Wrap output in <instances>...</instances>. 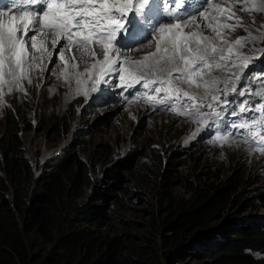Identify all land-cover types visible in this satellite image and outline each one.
Masks as SVG:
<instances>
[{
    "label": "rangeland",
    "instance_id": "1",
    "mask_svg": "<svg viewBox=\"0 0 264 264\" xmlns=\"http://www.w3.org/2000/svg\"><path fill=\"white\" fill-rule=\"evenodd\" d=\"M213 3H222V0ZM237 11L246 24H251L247 13L239 12L238 6ZM252 15L255 27L264 23V12ZM244 34L238 29L231 38ZM139 40L142 42L133 49H144V45H148L149 38ZM258 46L264 48V44ZM131 48L120 50L134 60L148 53L142 52L136 58ZM59 49L58 46L53 52L51 62H46L47 70L36 80L35 87L23 85L26 92L14 90L7 97L2 95L0 133L10 115L17 118L18 135L37 174L52 169V158L61 153H76L89 162L91 174L100 181L90 180L82 188L79 199H86L93 206L90 220L85 223L93 234L108 237L125 234L126 253L141 243H148L154 248L155 264H213L205 253V246L222 241L242 223L262 225L264 229L263 154L258 152L257 155L244 144L229 146L226 143L222 147L213 144L214 137L206 133L218 129L210 127L211 122L204 125L207 132L200 135L197 129L202 125L190 119L168 110L154 111V108L140 105L136 97L130 102L123 101L118 93L128 90L137 94L138 90L122 88L114 74L106 77L114 82L108 84L109 90H102L105 95L87 94L77 101L69 97L68 91L58 93L48 79L61 72L57 67L61 63ZM256 55L258 59L249 67L255 65V74L259 75V70L264 69L261 64L264 55ZM60 78L62 81V76ZM44 88L46 94H42ZM111 91L114 96L108 99ZM231 99L229 96V101ZM248 99L252 104L258 102V98ZM232 107L229 104L221 117L228 125L238 122L236 116L227 115ZM127 111L130 113L126 114ZM153 118L157 120L154 122ZM193 133L197 134L193 136ZM36 134L38 137L34 138ZM220 134H227L224 128ZM114 164L118 165L115 171L111 169ZM180 175L198 185H213L231 177L238 182V188L233 195L235 200L228 204L220 218L200 228L196 236L193 230H183L178 234L179 245L174 246L176 232L165 223L167 212L165 202H160V189L165 188L172 194H188ZM4 195L11 197V191ZM156 223L165 226L154 231ZM143 236L148 239L144 240ZM37 242L42 244L40 239ZM254 254L264 260V253Z\"/></svg>",
    "mask_w": 264,
    "mask_h": 264
},
{
    "label": "snow or ice",
    "instance_id": "2",
    "mask_svg": "<svg viewBox=\"0 0 264 264\" xmlns=\"http://www.w3.org/2000/svg\"><path fill=\"white\" fill-rule=\"evenodd\" d=\"M185 2L11 0L9 10L0 11V98L5 88L9 94L26 92L23 81L31 84L32 73L47 70L46 62L59 46V76L69 83L74 79L77 94L88 81L92 86L83 94L98 91L101 83L108 82L106 77L115 74L122 88L142 84L145 92L137 100L164 106L202 126L211 122L210 127H216L231 104L227 115L236 116L238 122L224 127L227 134L219 130L206 134L221 147L240 136L250 149L264 154V69L257 75L256 66L249 67L258 59L256 53L264 55L258 46L264 44V23L255 27L252 15L264 12V0H203L193 4L191 12L175 10ZM237 6L251 24L245 23ZM129 13H134L132 19ZM162 18L176 22L163 23ZM238 29L245 34L232 39ZM143 35L149 37L152 51L138 60L121 53V47L139 43ZM81 64L87 65L83 71ZM248 98L258 102L252 104ZM228 129L239 131L233 134Z\"/></svg>",
    "mask_w": 264,
    "mask_h": 264
},
{
    "label": "trees",
    "instance_id": "3",
    "mask_svg": "<svg viewBox=\"0 0 264 264\" xmlns=\"http://www.w3.org/2000/svg\"><path fill=\"white\" fill-rule=\"evenodd\" d=\"M18 128L17 118L10 115L0 133V264H155L150 244L141 243L126 253L125 234L100 236L85 226L93 206L79 199L80 192L90 180L100 181L91 174L88 161L76 153H61L52 158V169L37 174ZM117 168V164L111 167ZM180 177L188 194L160 189L165 223L176 232L174 246L179 245L183 230H193L196 236L200 228L220 218L238 188L231 177L213 185L192 184L186 176ZM7 191L11 197L4 195ZM164 226L156 223L154 231ZM204 250L213 264H264L254 254L264 253L263 226L242 223Z\"/></svg>",
    "mask_w": 264,
    "mask_h": 264
},
{
    "label": "bare ground",
    "instance_id": "4",
    "mask_svg": "<svg viewBox=\"0 0 264 264\" xmlns=\"http://www.w3.org/2000/svg\"><path fill=\"white\" fill-rule=\"evenodd\" d=\"M214 0H212V2H213ZM221 1V0H220ZM163 2H167V0H163ZM203 2V0H186V2L183 4V6L182 7H179V8H177V9H175V10H177L178 12H180V13H184V12H191L192 11V5L193 4H196V5H199V4H201ZM177 5H181V0H177ZM33 7H35V6H33ZM184 10H187V11H184ZM134 16V13H129V19L130 18H132ZM258 19L260 20L261 19V15H259V17H258ZM257 19V20H258ZM170 21H172V19H168V18H162L161 19V22H163V23H170ZM181 22H183V21H181ZM186 31H187V29H185ZM205 34L207 35V34H210V32H208V31H205ZM29 35H32V33H29ZM146 36V35H145ZM141 37V36H140ZM147 37V39L149 38L148 36H146ZM144 41V40H143ZM142 41H140L139 43H136V44H134V45H131L132 46V50H131V52L133 51L134 52V55H135V57L137 58V57H139L140 56V54L142 53V52H150L151 51V49L153 50V48H151V47H149L148 45L146 46V45H144L145 47H144V49H142V48H134V49H139L138 51L137 50H134L133 49V46H135V45H139L140 43H141ZM61 43H63V41H61ZM146 44H149V41L146 43ZM130 46V47H131ZM58 47V46H57ZM49 48L51 49L52 48V46H51V44H49ZM124 47H121V49H123ZM60 50V49H59ZM73 51L75 52L76 50L75 49H73ZM97 52H99V49H97ZM123 55H125V56H128L129 54H127V53H123ZM131 59H133L131 56H129ZM76 59H77V61H79L80 59H81V56H80V54L79 53H76ZM85 59H87L86 57H85ZM101 59H102V57H101ZM134 60V59H133ZM89 63H90V61H89ZM58 64H60V63H58ZM85 66H87V65H85V64H81V66H80V71H83V69H84V67ZM43 72L44 71H37V72H34V73H32V83L31 84H29L26 80L25 81H23V85H30L31 87H35L36 86V80H38V79H41V77L43 76ZM115 75V74H114ZM61 77V76H60ZM58 78V76L57 75H53L51 78H49L48 79V82H52V84H53V86L54 87H56V89H57V92L58 93H62V92H65V91H68V93H69V97H72L73 99H75L76 98V100L77 101H80L85 95L83 94V91H84V89L85 88H91V81H88L86 84H81L80 85V93L79 94H77V84L75 83V80L73 79L70 83L69 82H66L65 81V79H64V77H62L63 78V80L62 81H59V79H61V78ZM107 81H109V82H107V83H105L106 84V86H105V84H100L99 85V87H98V91H96V92H91V91H89L88 92V94H97V93H102L103 95H105V93H103L102 92V90H109L108 89V84H110V85H113V82H114V79H109V80H107ZM116 81V80H115ZM118 81H119V79H118ZM64 83V84H63ZM120 83V82H119ZM116 85V84H115ZM101 89V92H99V90ZM118 89H119V84H118ZM135 89H137L138 90V93L137 94H133L132 92H130V91H128V90H126L123 94H120V93H118L119 94V97L123 100V101H125V102H130V101H132L137 95H139V96H143L142 95V93L141 92H145V90L143 89V87H142V84L141 85H137L136 87H135ZM118 91V90H117ZM14 92V91H13ZM12 92V93H13ZM114 91H111V96H108L107 98L108 99H111V98H113V96H114V93H113ZM47 93V89L46 88H44L43 89V92H42V94H46ZM3 94H4V96L5 97H7L8 95H9V93L7 92V89L5 88L4 89V92H3ZM46 96V95H45ZM68 97V98H69ZM127 97V99H125ZM44 98V97H43ZM137 100V99H136ZM137 102H139L140 103V105H142V106H145V107H149V108H151V109H153L154 111H164V110H166L165 109V107L164 106H160V107H153L152 105H150V104H148V103H146V102H143L142 100H137ZM126 114H129L130 112H125ZM157 119H154L153 118V120L152 121H156ZM222 127V128H224L226 125H228V122H227V120L226 119H224V118H220V119H218L217 121H216V128L221 132V130H222V128L220 127V126ZM202 127V129L203 130H201V131H199V133H200V135L201 134H203V133H205V132H207V128L203 125V126H201ZM206 128V129H205ZM215 128V129H216ZM201 129V128H200ZM237 131H239V130H236V129H228V132H231V133H233V134H235ZM34 136V138L35 137H38V134H36V135H33ZM243 144L245 145V146H248L247 144H245L244 143V141H243V139L240 137V136H236L235 137V140H234V142H232V143H229L228 145L230 146V145H233V146H243ZM224 145H226V144H224ZM249 147V146H248ZM251 151L252 150H254V149H250ZM255 152H257V151H255L254 150V153ZM257 155H258V152L256 153ZM257 155H255V156H257ZM264 155V154H263ZM263 157V156H262ZM261 158V157H260Z\"/></svg>",
    "mask_w": 264,
    "mask_h": 264
}]
</instances>
